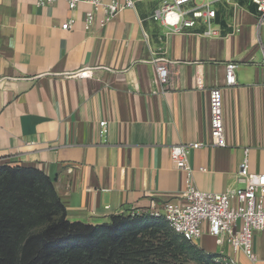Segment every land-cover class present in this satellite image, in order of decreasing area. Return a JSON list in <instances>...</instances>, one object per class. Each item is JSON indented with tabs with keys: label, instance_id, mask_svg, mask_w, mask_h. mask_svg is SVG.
Masks as SVG:
<instances>
[{
	"label": "crops",
	"instance_id": "crops-1",
	"mask_svg": "<svg viewBox=\"0 0 264 264\" xmlns=\"http://www.w3.org/2000/svg\"><path fill=\"white\" fill-rule=\"evenodd\" d=\"M164 1L136 0L110 20L98 10L87 24L88 3L0 0V165L42 170L71 222L98 225L147 213L152 201L184 203L189 179L171 156L176 144L190 145L192 183L201 191L243 187L246 148L250 170L264 173V18L250 0H196L183 9L210 3L217 34H205L202 18L174 32L154 19ZM162 62L166 83L156 77ZM231 62L237 83L227 86ZM84 67L92 77L73 74ZM214 86L223 87L226 146L212 143ZM193 243L236 264H264V231L253 236L257 261L226 243L218 253L207 223Z\"/></svg>",
	"mask_w": 264,
	"mask_h": 264
},
{
	"label": "trees",
	"instance_id": "trees-1",
	"mask_svg": "<svg viewBox=\"0 0 264 264\" xmlns=\"http://www.w3.org/2000/svg\"><path fill=\"white\" fill-rule=\"evenodd\" d=\"M180 253L221 260L149 213H122L98 225L71 222L42 170L0 165V264H168Z\"/></svg>",
	"mask_w": 264,
	"mask_h": 264
},
{
	"label": "built area",
	"instance_id": "built-area-1",
	"mask_svg": "<svg viewBox=\"0 0 264 264\" xmlns=\"http://www.w3.org/2000/svg\"><path fill=\"white\" fill-rule=\"evenodd\" d=\"M58 0H36L40 6L53 4ZM196 0H165L162 7L154 13V19L161 20L171 31L181 32L186 27H192L197 19H204L208 24L206 35H216L217 31L212 28V19L217 11L211 8L210 3L195 5L190 9L183 6L194 3ZM225 2L229 0H217ZM257 9L259 19L264 18V0H250ZM70 9H74L80 3H88L93 9L86 12V23L91 24L95 12L101 10L106 19L110 20L124 7H135L136 0H67ZM74 23L73 19L62 24L64 30H68ZM236 63L226 65L225 85L232 86L237 83L235 70ZM79 77H92L94 69L84 67L76 72ZM156 77L160 83L168 82L170 71L167 63H160L156 68ZM197 83L203 87V77L198 76ZM211 107V134L212 143L216 146H226L225 125L223 111V87L214 86L210 89ZM101 133L107 131L106 121H101ZM200 143H194L193 147H199ZM190 145L176 144L171 147V156L177 167L186 172L189 184L184 191V203L167 202L159 207L152 201L150 215L164 217L169 226L185 239L194 242L204 232V224H208L210 233L216 237L219 245L229 244L233 252H243L250 260L257 261L258 256L254 249L253 236L256 231H264V173L252 172L249 168L247 154L240 163L239 180L244 183L243 187L230 189L224 192H205L199 190L192 183L193 168L188 159ZM134 213V212H131ZM223 259L227 264H236L234 257L228 256Z\"/></svg>",
	"mask_w": 264,
	"mask_h": 264
},
{
	"label": "rangeland",
	"instance_id": "rangeland-1",
	"mask_svg": "<svg viewBox=\"0 0 264 264\" xmlns=\"http://www.w3.org/2000/svg\"><path fill=\"white\" fill-rule=\"evenodd\" d=\"M219 251L218 253H221L222 246L218 245ZM168 264H227L223 259L214 260L211 262H202L197 261L191 258H188L185 254H178V255H169Z\"/></svg>",
	"mask_w": 264,
	"mask_h": 264
}]
</instances>
